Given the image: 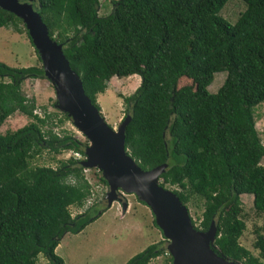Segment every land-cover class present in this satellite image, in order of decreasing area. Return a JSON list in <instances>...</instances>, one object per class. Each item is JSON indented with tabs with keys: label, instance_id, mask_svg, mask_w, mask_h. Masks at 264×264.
I'll use <instances>...</instances> for the list:
<instances>
[{
	"label": "trees",
	"instance_id": "trees-1",
	"mask_svg": "<svg viewBox=\"0 0 264 264\" xmlns=\"http://www.w3.org/2000/svg\"><path fill=\"white\" fill-rule=\"evenodd\" d=\"M228 1L113 0L105 15L101 0H34V6L98 109V95L114 76L141 77L124 97L131 115L128 154L145 171L166 165L160 184L179 187L173 191L186 206L193 195L204 199L201 224H193L206 231L216 222L218 254L264 264V234L255 241L258 256L240 242L246 229L241 195L252 194L264 215V144L253 113L264 102V0H241L246 8L235 23L221 15ZM9 26L25 29L33 44L22 19L0 9V29ZM218 73L226 78L210 92ZM44 77L42 66L0 62V129L16 112L31 119L0 131V264H37L41 254L48 264H65L56 253L64 235L81 232L104 213L70 211L91 195L81 164L89 140L54 130L55 117L61 114L62 124L72 120L68 114L35 112L36 99L22 84ZM66 150L84 159L72 156L57 167L31 163L44 151ZM99 179L108 186L101 171ZM165 253L162 244H151L126 264H150Z\"/></svg>",
	"mask_w": 264,
	"mask_h": 264
},
{
	"label": "rangeland",
	"instance_id": "rangeland-1",
	"mask_svg": "<svg viewBox=\"0 0 264 264\" xmlns=\"http://www.w3.org/2000/svg\"><path fill=\"white\" fill-rule=\"evenodd\" d=\"M31 2L32 0H19V2ZM246 6L241 0H230L221 10V15L231 23H235ZM113 10V0H101L100 15H105ZM0 62L13 67L42 66L38 61L36 49L30 42L25 29L18 31L16 27L9 26L0 29ZM226 78V73H218L209 87L210 92H217ZM141 83L139 75L125 78L114 76L106 91L98 95V103L101 113L114 130L125 120L127 109L124 97L132 95ZM22 90L28 98H35L37 102L36 113L44 115L48 112H60L57 107L56 91L52 83L44 78H28L22 84ZM254 118L256 128L264 144V102L254 106ZM59 116L53 121L54 130L59 134L67 132L82 142L87 138L75 126L72 120L58 123ZM31 121L28 116L16 112L6 119L0 131L17 130ZM74 156L84 159L81 153L71 150L54 154L44 151L41 155L31 160L33 165L57 167L60 160H67ZM264 165V158L261 162ZM85 176L91 185V195L82 207L72 206L70 211L73 216L85 215L89 210L95 214L98 210L104 213L95 221L87 225L79 233H67L61 239L56 248V253L64 260L65 264H126L133 256L146 249L151 244L160 243L167 248L169 241L164 237L162 230L154 223L155 216L150 207L141 202L134 194H123V202H127V208H123V202L118 200L108 203L106 194L109 186L99 179L97 168H85ZM170 190H180L177 186L166 185ZM242 216L246 223V229L240 239L241 244L258 256L255 248L258 233L264 234V215H259L254 208V196L242 194ZM190 215L196 226H200L203 219L204 199L200 196H191L187 203ZM99 213V212H98ZM167 240V241H166ZM170 252L153 259L150 264H169ZM173 263V262H172ZM37 264H48L47 258L39 255Z\"/></svg>",
	"mask_w": 264,
	"mask_h": 264
},
{
	"label": "water",
	"instance_id": "water-1",
	"mask_svg": "<svg viewBox=\"0 0 264 264\" xmlns=\"http://www.w3.org/2000/svg\"><path fill=\"white\" fill-rule=\"evenodd\" d=\"M0 9L10 11L22 19L35 49L41 59L45 76L56 91L57 107L68 114L75 126L89 140L86 157L81 162L85 168H97L108 182V203L123 202L122 195L134 194L152 210L157 226L169 241L167 246L173 264H242L218 254L214 243L218 227L213 221L208 230H198L193 224L188 207L179 196L160 184L166 165L143 170L128 154L125 146V120L114 130L105 121L100 109L86 95L83 81L71 67L64 54V46L50 36L41 14L31 2L0 0ZM127 208V202H123Z\"/></svg>",
	"mask_w": 264,
	"mask_h": 264
}]
</instances>
